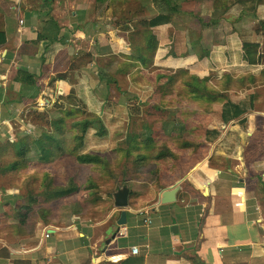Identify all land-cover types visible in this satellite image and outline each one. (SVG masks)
Returning <instances> with one entry per match:
<instances>
[{
    "label": "crops",
    "instance_id": "1",
    "mask_svg": "<svg viewBox=\"0 0 264 264\" xmlns=\"http://www.w3.org/2000/svg\"><path fill=\"white\" fill-rule=\"evenodd\" d=\"M87 1L85 8L69 13V0L62 2L61 11L54 0L50 10H55L48 15L53 21H48L33 0H0V144L31 133L38 137L35 133L41 127L28 114L36 110L52 115L56 110L63 117L66 107H52L47 97L57 99V91L66 96L75 86L88 112L103 121L107 142L115 149L126 138L119 134L132 126L134 100L137 104L148 101L154 112L163 106L153 86L142 75L135 76L137 68L146 73L153 67L173 72L183 68L200 76L215 73L218 78L224 72H252L258 80L250 89L241 87L222 94L226 100L239 101L255 92L253 108L222 122L212 111L219 104L199 108L183 106L187 100L177 103L174 112L179 118L182 111H189L191 117L196 111L208 115L207 120H192L189 127L200 124L203 130L218 129L219 135L204 147L186 150L187 159L171 164L170 170H153L149 164L138 178L135 169L120 173L125 182L119 188L125 185L129 189L123 225L117 224L121 210L115 208L113 199L119 188L113 191L112 202L99 207L93 216L86 212L60 219L50 210L39 212L48 209V201L37 200L38 193L32 196L35 199H26L19 189L0 184V264H264V76L259 75L264 64L249 65L242 59L241 41L233 30L241 25L256 31L247 19L255 17L258 23L264 10L260 17L245 14L242 21L237 18L232 24L226 18L230 25L218 27L224 29L219 35L216 27L214 31L205 27L185 32L176 14L173 25L156 27L158 45L151 67L140 65L127 71L125 64L118 68L116 63L132 64L138 57L137 47L126 42L130 22L120 18V8L128 4L116 9L118 0ZM38 34L45 39L37 42ZM182 37L189 43L198 40L200 45L187 55L170 53V44L178 47ZM107 58L111 59L109 66L104 65ZM18 71L32 74L35 80L25 81ZM210 95L213 93L206 94ZM44 101L46 105L41 104ZM159 121L142 123V129L156 123L177 148L183 139H193L190 128L179 120L168 125ZM47 123L51 125L45 122L44 127ZM187 134L190 137L184 138ZM104 141L91 135L84 138L87 145ZM42 170L46 168L30 175ZM173 187L177 188L175 199L162 203V193ZM130 192L137 194L133 201ZM133 246L138 248L137 254L131 253Z\"/></svg>",
    "mask_w": 264,
    "mask_h": 264
},
{
    "label": "trees",
    "instance_id": "2",
    "mask_svg": "<svg viewBox=\"0 0 264 264\" xmlns=\"http://www.w3.org/2000/svg\"><path fill=\"white\" fill-rule=\"evenodd\" d=\"M92 1H94V3H100L107 0ZM53 2L54 0H40L37 6L39 8L38 12L43 14V17L47 15V20L49 19L48 21H53V18L48 16ZM113 2L114 1L111 3ZM114 3L116 5V9H118L121 4L128 3L126 8H120V18L130 22V24L127 25V29L129 31L126 34V42L133 43L138 49V57L136 58L135 63L129 64L119 61L116 63V66L121 68L125 64L127 71L132 70L134 67H139L140 65H142L144 68L151 67L152 59L158 45V33L156 27L170 24L173 25L174 21L176 20L175 15L180 14L179 10H177V8L173 5L172 0H118ZM227 8L228 7L226 6L224 11H227ZM184 12H186V14L190 13L189 11ZM241 12L243 15L249 14V12H254L255 14L257 9L255 6L251 5L249 9H246L245 11L242 10ZM179 22L181 21L178 20V23ZM233 30L237 33L241 41L242 59L249 65L264 64V18L259 19V24L256 29V39L252 38V32H250L244 26H234ZM45 37L46 36L44 34H38L36 41L38 42L42 39H45ZM184 40H186V38ZM175 41L172 43H176ZM196 41L198 40L192 41V43H184V41V47H182L181 44L178 47H176L174 44H170V53L174 54V52H179L180 54H176V56L187 55L189 49L195 48L196 44L200 45V43ZM85 58L84 61L88 62V60ZM110 63L111 59L107 58L104 62V65L109 66ZM150 69V73H146L144 70L137 68L135 71V76L142 75V77L145 78L144 81L153 86L154 92H158L160 94V101L167 105H172L173 102L179 103L186 100L192 105L197 104L199 108H202L205 104L211 106L214 104H219L220 107L217 109L212 108V111L217 116L218 120L222 122H228L233 118H237L253 108V102L256 98L255 92L247 93L239 101H232L230 99L226 100L222 94L232 89H241V87H247V90L250 89L256 80H258V77L252 72L243 75H234L229 72H224L222 77L218 78L215 73H209L208 75L200 76L183 68L174 72L169 71L168 69L163 70L158 67H153ZM17 74L26 77L25 81L30 83H33L35 80L34 76L32 74H28L27 72L18 71ZM259 75L262 77L264 76V67L261 69ZM61 76V74H58L57 77ZM101 76L103 77V75L100 73V77ZM75 89V86H73L71 91L66 96L58 94L56 99L57 103L55 105L63 107L73 105L76 108H80L79 104L84 105L83 101L76 95ZM208 93H213V96H206ZM45 112L46 111L41 112L31 110L28 116L31 117L34 115L35 117L32 118V120L36 122L38 117L41 119H43V117L47 119ZM69 113L70 112H67L66 115ZM190 114L191 113H189V111H182L180 114V119L173 120L171 122H166L165 119H163L159 122L168 125L179 120L180 123H184L189 127V123L194 122L195 119L199 120L203 116V113H199L198 111H196V114H193V117H190ZM49 121L51 122L52 126H54L53 132L42 133L40 136L35 138L29 134L11 142V144L15 147L16 154L18 156H25L29 152V143L31 142V144H35L36 150L41 153L39 154L40 162L48 163L53 159V154L51 153L53 146H48L49 144L47 145L46 143L48 141H52L54 142L53 145L59 147L56 134L59 133L60 124L64 122V118L59 117L53 121L49 119ZM74 125L76 130L74 134V139L76 140V144L73 147L74 151H77L82 145L84 136L86 135L88 129L96 128V134L99 136L103 135L106 130L101 118L95 113L90 112H87L84 118L78 119ZM192 125L194 127L189 128L190 133L192 134L191 137L193 139H183L182 145H180L179 149L184 151L195 150L197 147H201L205 145V143L211 142L219 135L218 129L207 128L203 130V126L200 124ZM172 131L173 129L171 130V133ZM181 132L184 133L185 129H182ZM31 136L34 139L31 140ZM170 138L172 137L167 138L165 136L164 129H161L156 125V123H154L149 125V127H146L145 131H135L131 135H128L118 143L115 149H112L108 153L97 151L78 153L76 155V163L78 165L91 166L93 168L98 165L105 167V165L110 164V168L111 166L115 170L118 168L119 170H122V174L124 172H128L131 169H135L136 173H138L136 176L137 178L139 176V172L145 167H148L149 164L154 168L153 170H170L171 164H178L182 160V157L179 153L173 152L171 145L172 141H169ZM20 143L22 144L19 145ZM0 148H3L2 144H0ZM49 153L50 155L48 156ZM109 153H112L111 156ZM120 160L125 161L126 167L123 169L121 167L122 162ZM16 168L17 166L15 163L8 166L9 170H15ZM48 171L49 170H47L46 173ZM111 171L113 170H110V174H112ZM46 179H48V181L46 180L47 183H44L46 184L45 186L48 187L50 186L52 180L49 179V175L46 176ZM119 179L122 180V182L120 181V184L123 185L125 182L123 180L125 179H123L121 175L119 176ZM119 187L115 188V190ZM76 190L77 187L71 184V186H68L64 189L56 190L50 196H69L76 192ZM135 196H137L135 192H130L129 198L131 201H133ZM32 198L35 199L34 197ZM40 202L44 203L45 201ZM43 211L42 213H44Z\"/></svg>",
    "mask_w": 264,
    "mask_h": 264
},
{
    "label": "rangeland",
    "instance_id": "3",
    "mask_svg": "<svg viewBox=\"0 0 264 264\" xmlns=\"http://www.w3.org/2000/svg\"><path fill=\"white\" fill-rule=\"evenodd\" d=\"M17 1V0H16ZM21 1V0H20ZM40 0H33L34 7L38 6V3ZM58 1V9H62L61 6L63 1L65 0H57ZM68 1V0H67ZM173 5L179 10V19L181 21V24L184 25L181 28H188V30L191 29H198L203 30L205 27L208 28V30H213V27H222L232 24L237 20V18L241 19V16H245L241 14L242 10L249 9L251 5L255 6L257 10L256 14H258L260 17L261 10H264V0H172ZM216 2V3H215ZM69 8L66 9V11L69 13L70 11H76L78 8H85V6L89 3L86 0H69ZM128 4V3H127ZM134 4V3H133ZM12 6V5H11ZM13 6L15 7L14 3ZM76 6V8H75ZM91 6V5H90ZM227 11H224V8ZM17 7V5H16ZM57 9V10H58ZM55 8L52 7V9L49 12H53ZM58 10V11H59ZM61 11V10H60ZM184 11H189L190 13L186 14ZM78 13V11H77ZM91 14V12H90ZM249 14H253L254 12H249ZM238 16V17H237ZM256 16V15H255ZM226 18H229L227 23ZM253 18V17H252ZM252 21L250 23V26L256 27L257 29L259 22L257 23L254 19H247ZM184 30V29H183ZM223 31L224 29H218V35L219 32ZM193 31V30H191ZM252 31V34L255 36L257 35V32L255 30ZM182 34H186V33ZM193 34V32H192ZM214 35V33H213ZM186 38V37H185ZM185 38L182 37L181 39V46L184 47L183 42L187 43V40H184ZM96 75V73H94ZM95 79V78H93ZM91 79V80H93ZM94 82V81H92ZM94 84V83H93ZM92 87V85H91ZM201 92V91H200ZM57 93H61L60 91H57ZM63 93V92H62ZM61 93V94H62ZM82 93L86 95V89L82 88ZM50 102L49 104L52 105V107L59 109L58 107H63L59 105H54L57 103L56 98L53 97V100H51L49 97H47ZM159 98V96H156V99ZM111 99V95L110 98ZM54 103V104H53ZM176 103V102H175ZM132 106V113L134 116H132V126L128 128V130H123L119 137L128 136L131 135L135 131H143L142 129V123L147 122H157L160 119H165L166 122H171L173 120L180 119L178 112H174V107H177V103L172 105L165 104L164 102L161 104L164 107L159 109V112L153 111V105H149L148 101L140 102L137 104V101L134 100ZM137 104V105H136ZM46 105V104H45ZM54 105V106H53ZM188 107H194L190 102L183 105ZM190 105V106H189ZM195 107L198 106L197 104H194ZM145 106L147 109H145ZM181 106V108H183ZM80 108H76L73 105H68L66 109L61 113L64 117V121L62 124V128H60L59 133L56 134V138L58 140V146L53 145L54 142L48 141L46 144L48 146H53L52 148V154L53 159L50 160L48 163H42L39 161L41 154L38 150H36L35 144L29 143L30 149L29 152L25 156H18L16 154L15 147L11 144V141H8L7 143L2 144L3 148H0V184H3L5 186L15 187L16 189H19V191L24 194L26 199H29L33 195L38 193L37 200L40 201H48L46 203V206L48 209L44 210V214L48 213L49 210L52 212L53 216L60 219H65L66 215L68 217H71L74 214H85L86 212L89 213V216H93L95 213V210L97 211L99 207H105L106 203L112 202L111 197L112 193L115 190V188L119 187L120 179L119 174L122 170H119L118 168L113 169L112 166L110 168L109 165H105V167H102L101 165L95 166L94 168L91 166H83L78 165L76 163V155L78 153H86L90 151H97V152H109L114 147L110 144H108V130L105 127V132L103 135L100 136L96 134L97 130L96 128H90L87 130L86 135L84 136L85 140H87L90 135L94 137V139L98 140H105L102 143L95 144V145H87V142L84 144V139L82 145L78 148V150L74 151L73 147L76 144V140L74 139L75 134V122L78 119L84 118L86 113L88 112L85 105H80ZM155 107V106H154ZM51 111V110H50ZM44 112V111H41ZM67 112H70L68 115H66ZM59 111L52 110V115L50 113H46V118L43 117L41 119L40 117L37 118L36 124L40 126L41 128H38L35 135L42 134V133H49L53 132L52 124H46V127H44L45 122H49L50 120H54L60 117ZM207 117H202L203 119L207 120L208 115L205 114ZM190 116V115H189ZM35 116L33 115L32 118ZM191 117V116H190ZM103 118V117H102ZM186 121V120H184ZM103 123V121H102ZM104 124V123H103ZM105 126V125H104ZM94 132V133H91ZM33 134V133H31ZM34 135V134H33ZM38 135V136H40ZM35 138V136H33ZM31 136V140L34 139ZM190 135H185L184 138H189ZM169 141H172L170 138ZM164 142V141H163ZM20 143L19 145H21ZM172 145V144H171ZM55 146V147H54ZM172 148L175 149L182 157V160L185 158L187 159L186 152L182 149L177 148L175 145H172ZM112 153H109L111 156ZM50 153L48 154V156ZM122 162V169L126 167L125 161L120 160ZM16 164L17 168L15 170H9L8 166L12 164ZM114 163V159H113ZM76 166V167H74ZM79 166V167H77ZM44 171L49 170L47 173L48 175L51 174V178L49 176V179L52 180L50 183V186L44 188L46 185L44 182L46 180L45 172L43 171L41 174L31 176V172L38 170V169H45ZM107 169V170H105ZM110 170L112 174H110ZM116 174V177H115ZM48 180V179H47ZM142 184V182H139ZM73 184L77 187L76 192L69 196L64 197H55L50 196L53 194L56 190L64 189L68 186H71ZM133 186V184H131ZM137 187V186H136ZM23 189V190H22ZM49 196V197H47ZM43 209H39V212H42Z\"/></svg>",
    "mask_w": 264,
    "mask_h": 264
},
{
    "label": "water",
    "instance_id": "4",
    "mask_svg": "<svg viewBox=\"0 0 264 264\" xmlns=\"http://www.w3.org/2000/svg\"><path fill=\"white\" fill-rule=\"evenodd\" d=\"M177 188L173 187L172 189L166 190L162 193L160 201L162 203L171 202L175 199L174 194ZM128 194L129 189L127 186H122L113 194L114 206L117 210H121L119 219L117 220L118 225H123L126 222V211L125 209L128 206Z\"/></svg>",
    "mask_w": 264,
    "mask_h": 264
},
{
    "label": "built area",
    "instance_id": "5",
    "mask_svg": "<svg viewBox=\"0 0 264 264\" xmlns=\"http://www.w3.org/2000/svg\"><path fill=\"white\" fill-rule=\"evenodd\" d=\"M20 23H21V21H20ZM60 94H61V93H60ZM41 104H42V105H45V104H47V103H46V101H44V102H41ZM45 236H46V237L49 236V232H46V233H45ZM131 253H132V254H137V253H138V248L135 247V246H133V247L131 248Z\"/></svg>",
    "mask_w": 264,
    "mask_h": 264
}]
</instances>
